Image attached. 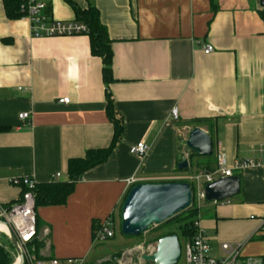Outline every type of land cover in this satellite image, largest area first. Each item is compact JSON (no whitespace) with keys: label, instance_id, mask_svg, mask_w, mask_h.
<instances>
[{"label":"crops","instance_id":"1","mask_svg":"<svg viewBox=\"0 0 264 264\" xmlns=\"http://www.w3.org/2000/svg\"><path fill=\"white\" fill-rule=\"evenodd\" d=\"M50 19L76 21L64 0H39ZM96 8L111 43L108 86L124 132L107 161L86 171L62 206L36 209L42 247L32 264L51 259L89 263L92 225L120 209L137 184L187 182L212 171L223 155L239 194L223 203L202 202L195 218L210 255L221 244L241 247L242 259L264 264V8L259 0H70ZM212 46L205 55L202 49ZM68 99V104L58 101ZM175 110L178 119L171 117ZM20 114L28 119L20 121ZM198 128L212 141L210 157L185 147ZM113 126L106 112L102 62L87 36L31 38L26 20L6 18L0 0V206L21 201L12 179L36 186L67 183L68 163L109 147ZM143 142L149 151L132 156ZM186 159L187 171L178 163ZM59 174L58 180L54 176ZM136 184V185H137Z\"/></svg>","mask_w":264,"mask_h":264},{"label":"built area","instance_id":"2","mask_svg":"<svg viewBox=\"0 0 264 264\" xmlns=\"http://www.w3.org/2000/svg\"><path fill=\"white\" fill-rule=\"evenodd\" d=\"M23 13L22 20H26L29 25V35L31 38H67L83 36L88 30L85 25L76 22H60L50 19L46 6L39 0H24L21 6ZM203 54L208 55L213 52L212 46H205ZM59 104H68V99L58 101ZM171 117L174 121L178 119L177 112L172 111ZM20 121L28 119V114H20ZM149 151V147L143 142H139L129 149L132 156L143 157ZM258 164L247 161L235 163L233 168L228 169L223 155L216 157V166L212 171L202 170L190 176L187 183L194 184L195 192H192V206L190 209L200 210L201 203L205 201L203 188L218 179L231 178L232 172L242 171ZM59 174L54 176V181L58 180ZM12 186L25 187L22 200L12 206H0V225H4L7 232L5 236L9 239L8 228L16 238L18 246L24 258L28 256L27 246L36 238V209L34 189L36 184L30 178L12 179L8 181ZM137 184L135 179L127 181V186L132 188ZM115 223L112 217L98 223L93 232V244L103 243L115 237ZM194 235L189 241H185L181 246V257L178 264H263L262 259H242L241 247L238 245L221 244L220 251L222 258H215L210 255V246L204 230L200 226L199 219L195 218L192 223ZM31 258V257H30ZM32 264V260L29 262ZM40 264H85L82 260L51 259Z\"/></svg>","mask_w":264,"mask_h":264},{"label":"water","instance_id":"3","mask_svg":"<svg viewBox=\"0 0 264 264\" xmlns=\"http://www.w3.org/2000/svg\"><path fill=\"white\" fill-rule=\"evenodd\" d=\"M259 6L264 8V0H259ZM185 147L190 154L199 158L210 157L212 154L210 137L198 128L189 132ZM177 169L187 171V160L182 159ZM203 192L207 203L227 202L239 194L240 181L237 177L218 179L205 185ZM191 206L192 188L186 182L139 183L129 189L122 203L120 233L125 238H138L153 226L166 224L179 214L190 210ZM8 233V240L20 260L19 264H23V254L9 228ZM180 257L179 239L176 235H170L160 238L156 242L154 253L143 256L142 260L149 264H178Z\"/></svg>","mask_w":264,"mask_h":264},{"label":"trees","instance_id":"4","mask_svg":"<svg viewBox=\"0 0 264 264\" xmlns=\"http://www.w3.org/2000/svg\"><path fill=\"white\" fill-rule=\"evenodd\" d=\"M73 10L76 22H79L86 26L88 32L83 36H87L89 39L90 54L92 57L98 58L102 62V79L105 86V98H106V112L113 126V137L108 148L97 151H89L85 154V157L81 160H73L68 163V176L70 178L67 183H50L45 185L36 186L33 193L35 197V209L40 207H52L62 206L65 204L67 198L72 194L74 185L81 179L82 175L107 161L111 153L121 142L124 132V125L121 118H116L111 96L108 92V86L114 81L112 78V52L111 41L108 37V33L105 27L102 26L99 19V13L92 5L85 11L78 9L70 0H64ZM4 12L6 18L11 21L21 20L23 13L21 12V6L24 0H2ZM48 13V12H47ZM194 156V155H192ZM187 183V182H186ZM22 195L27 189L21 186ZM124 202V201H123ZM189 214V218L185 221L183 227L180 228L179 233L183 241H189L193 235L194 230L192 227L193 220L197 215L195 209L185 211L169 222L173 221L182 214ZM167 222V223H169ZM166 223V224H167ZM98 222H94L92 225V234L96 229ZM36 229L39 230V222L36 216ZM120 230V225H119ZM176 235L175 233H168L160 238ZM178 237V235H176ZM158 238L156 241H158ZM42 247L40 243L35 239L27 246L28 253L37 255L38 250ZM12 249L11 243L7 237H0V264H13L14 259L10 253ZM23 264H28L25 260Z\"/></svg>","mask_w":264,"mask_h":264},{"label":"rangeland","instance_id":"5","mask_svg":"<svg viewBox=\"0 0 264 264\" xmlns=\"http://www.w3.org/2000/svg\"><path fill=\"white\" fill-rule=\"evenodd\" d=\"M194 194L195 187L194 184L188 183ZM189 214L184 213L177 217L173 221L163 224L160 226H153L147 233L141 235L138 238H125L121 235L119 230V221L115 227V237L112 240H108L103 243L93 244L89 263L88 264H149L142 260L143 256L153 254L155 251L156 240L161 236L168 233H175L178 235L179 243L182 246L184 241L180 237L179 230L188 221ZM5 236V234L0 233V237ZM6 237V236H5ZM12 257L14 262L17 258V254L11 249ZM24 260L29 264L33 259L29 254ZM13 262V263H14Z\"/></svg>","mask_w":264,"mask_h":264},{"label":"bare ground","instance_id":"6","mask_svg":"<svg viewBox=\"0 0 264 264\" xmlns=\"http://www.w3.org/2000/svg\"><path fill=\"white\" fill-rule=\"evenodd\" d=\"M7 230L5 228L4 225H0V233H3V234H6ZM20 263V260L18 258H16L14 264H19Z\"/></svg>","mask_w":264,"mask_h":264}]
</instances>
